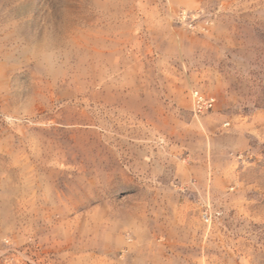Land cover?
<instances>
[{
  "label": "rangeland",
  "instance_id": "obj_1",
  "mask_svg": "<svg viewBox=\"0 0 264 264\" xmlns=\"http://www.w3.org/2000/svg\"><path fill=\"white\" fill-rule=\"evenodd\" d=\"M4 7L87 71L0 110V264H264V0Z\"/></svg>",
  "mask_w": 264,
  "mask_h": 264
},
{
  "label": "clouds",
  "instance_id": "obj_2",
  "mask_svg": "<svg viewBox=\"0 0 264 264\" xmlns=\"http://www.w3.org/2000/svg\"><path fill=\"white\" fill-rule=\"evenodd\" d=\"M27 71V83L13 78ZM87 71L85 57L54 22L30 28L0 0V110L14 107L35 110L47 101L36 81L56 86L80 79Z\"/></svg>",
  "mask_w": 264,
  "mask_h": 264
},
{
  "label": "built area",
  "instance_id": "obj_3",
  "mask_svg": "<svg viewBox=\"0 0 264 264\" xmlns=\"http://www.w3.org/2000/svg\"><path fill=\"white\" fill-rule=\"evenodd\" d=\"M193 112L197 115H201L212 111L216 105V99L214 96L207 95L199 90H193L190 94ZM4 244L9 247L10 251H14L11 249V243L9 239H5Z\"/></svg>",
  "mask_w": 264,
  "mask_h": 264
}]
</instances>
